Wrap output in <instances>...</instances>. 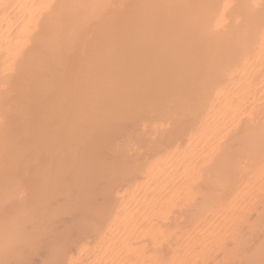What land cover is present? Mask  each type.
Returning a JSON list of instances; mask_svg holds the SVG:
<instances>
[{
  "label": "bare ground",
  "instance_id": "1",
  "mask_svg": "<svg viewBox=\"0 0 264 264\" xmlns=\"http://www.w3.org/2000/svg\"><path fill=\"white\" fill-rule=\"evenodd\" d=\"M0 264H264V0H0Z\"/></svg>",
  "mask_w": 264,
  "mask_h": 264
}]
</instances>
